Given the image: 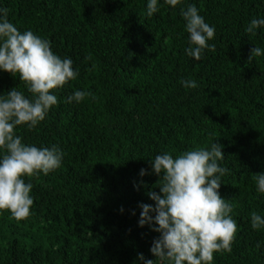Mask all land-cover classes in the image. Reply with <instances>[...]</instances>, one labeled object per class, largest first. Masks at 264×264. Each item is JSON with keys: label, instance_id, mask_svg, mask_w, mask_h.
Masks as SVG:
<instances>
[{"label": "trees", "instance_id": "1", "mask_svg": "<svg viewBox=\"0 0 264 264\" xmlns=\"http://www.w3.org/2000/svg\"><path fill=\"white\" fill-rule=\"evenodd\" d=\"M147 3L0 0L19 31L50 40L79 71L51 90L58 104L36 128L15 130L23 143L57 145L65 155L49 174L22 177L33 185L27 219L0 211V264H143L138 253L155 259L150 248L159 233L138 226V205L154 206L147 192H159L150 159L215 140L223 145L221 166L230 170L219 194L233 204L238 231L232 251L214 253L212 264H264V228L252 229L250 216L264 217L254 175L264 173V27L255 36L245 32L252 19L264 18V0H182L177 7L158 0L151 17ZM189 4L215 28L208 41L215 51L199 61L185 52L180 8ZM254 46L262 55L248 62ZM182 79L198 87L185 88ZM13 87L31 96L18 76L0 70V94ZM77 90L95 99L66 103Z\"/></svg>", "mask_w": 264, "mask_h": 264}, {"label": "clouds", "instance_id": "2", "mask_svg": "<svg viewBox=\"0 0 264 264\" xmlns=\"http://www.w3.org/2000/svg\"><path fill=\"white\" fill-rule=\"evenodd\" d=\"M165 3L177 7L182 0H165ZM158 11V0H148L147 16ZM180 13L189 34L186 54L199 61L205 50L214 52L215 44L208 43L215 37L214 26L205 22L195 5L181 7ZM7 16L8 9L0 8V70L18 76L31 96L16 87L0 94V149L5 150L0 158V211L7 210L13 218L23 220L31 215L34 198L30 195L32 183H26L22 177L47 175L60 168L65 153L57 145L38 148L25 144L15 130L18 126H26L28 130L36 128L58 104L51 90L75 80L79 71L73 69L71 58L62 59L52 51L50 40L31 30L19 31ZM261 27H264V18L252 19L245 32L255 36ZM260 55L262 49L254 46L247 61ZM181 84L188 89L198 87L193 79H182ZM86 97L95 99L92 92L77 90L65 102L79 103ZM216 141L210 147H197L175 158L164 152L150 159L151 171L158 177L154 187L159 192H147L154 206L138 205L141 209L138 226L147 225L159 235L150 248L155 259L137 254L143 264H212L214 253L232 251L238 231L237 222L230 215L233 204L219 194L221 177L230 170L221 166L225 157L223 145ZM145 174L141 169L140 175ZM254 175L257 191L264 193V173ZM250 216L252 229L264 228V217L255 211ZM256 247L260 248V244Z\"/></svg>", "mask_w": 264, "mask_h": 264}]
</instances>
